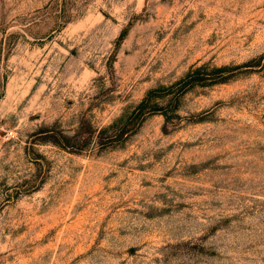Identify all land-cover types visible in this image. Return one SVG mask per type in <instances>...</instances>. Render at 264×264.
<instances>
[{
  "label": "rangeland",
  "instance_id": "obj_1",
  "mask_svg": "<svg viewBox=\"0 0 264 264\" xmlns=\"http://www.w3.org/2000/svg\"><path fill=\"white\" fill-rule=\"evenodd\" d=\"M0 264H264V0H0Z\"/></svg>",
  "mask_w": 264,
  "mask_h": 264
},
{
  "label": "trees",
  "instance_id": "obj_2",
  "mask_svg": "<svg viewBox=\"0 0 264 264\" xmlns=\"http://www.w3.org/2000/svg\"><path fill=\"white\" fill-rule=\"evenodd\" d=\"M214 70L216 72H221L224 70V67L223 66H220V67L215 66ZM204 75H205V72H204V67L202 65L191 67L177 81L170 83V84H167V85L159 86L160 88H157L156 90H152V89L148 90L147 93L145 94V96L137 104L136 108L141 111L142 109H145L146 107L153 106V109L149 108L148 111H156L157 110L156 108L159 104H157V102H153L154 101L153 97H157V96L163 97L164 95H166V93H169L171 91V89L176 84H178L179 82L180 83H188V87L193 86V85L198 84V83H201V79L203 77H205ZM160 89H162L163 92H156ZM152 93H158V94H152Z\"/></svg>",
  "mask_w": 264,
  "mask_h": 264
}]
</instances>
